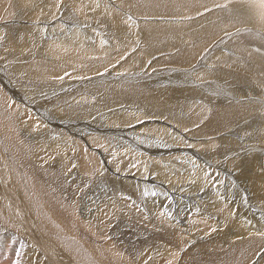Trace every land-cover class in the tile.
<instances>
[{
  "label": "rangeland",
  "instance_id": "1",
  "mask_svg": "<svg viewBox=\"0 0 264 264\" xmlns=\"http://www.w3.org/2000/svg\"><path fill=\"white\" fill-rule=\"evenodd\" d=\"M89 1L107 15L117 16L122 28L120 32L111 31L108 26L104 28L99 24V21L95 23L94 19H99L95 17L99 14L95 11L90 12V18L92 15L93 17L89 24L82 23L73 7L69 9L67 16L63 9L64 0L57 1L56 18L46 21H40L39 18L36 22L20 19L23 8L20 7L19 0H0V93L7 100L6 104L12 113V122L16 133V145H8L0 138V170H6V180L12 177V184L15 185L12 188L16 189L13 196L14 190L11 192L12 188L8 189L11 186L9 181H7L8 184L6 181L3 185L1 184V186L6 185L0 188V190L6 191V198L12 199H6L7 203H4L5 197H2V193L0 195V202H2L0 207L5 209L6 215H8V217L5 216L6 222L0 218L2 228H5V230L0 229V264H27L29 254L36 264H57L53 259L56 257L55 259L59 261V258L62 257H60L61 253L60 255L59 252L56 253L55 247L58 240H63V238L47 230L40 223L39 205L38 202H35V205L34 201L40 200L41 196L38 195V198L35 194L34 197L29 196V192L31 195L34 190L31 181L27 179L30 178L27 176V174L30 175V172L34 181L39 180V184L41 186L43 184L44 188L46 185L52 188H48L47 191L49 200L57 195L55 193L56 184L59 183V185L67 187L73 183L69 176H76L81 170L82 163L86 164L93 173L96 171V166L103 169L107 175L106 180L97 183L91 192L85 194L83 196L84 203L79 206L81 210L89 212L86 218H82L83 221H87V218L92 214L91 204L101 199L102 196L104 199L114 197L118 200H126L124 189L127 186L158 191L154 192L155 195H151L156 198V201L164 197L163 193L154 188L159 184L157 183L155 186V183L148 181L149 176L142 178L135 174H125L116 170L108 153L113 155L124 153L125 158L134 162H140L135 156L143 157L153 160L165 170L171 169L172 165L169 160H175L190 175H203L209 181L213 195L222 206L227 208L229 219L240 227V230H231L230 235L225 234L227 229L223 226L226 224V218L215 205L217 199L211 200L204 193L184 194L187 197L180 202V209L178 211L173 209L164 215L165 221L172 228L166 233V239L160 242L157 249L155 247L156 254L162 258L163 264L173 263L174 259L170 254L176 257L178 262L175 264H213L214 260L221 255L238 250L248 237L264 238V208L262 209L254 203L253 194L245 185L253 188V186L264 184V146H249L253 140L247 137L246 131L239 132V129L243 128V125H246L249 120L232 130L209 138L200 137V139L195 135H192L190 139L180 128L166 121L165 118L142 120L126 128L114 126L125 118L148 117L149 113L146 109L134 105L126 104L116 107L119 98L125 94L145 91L157 99L169 98V95L174 92V97L192 99L190 105H200L208 112L233 109L235 105L248 106L249 113H254L262 119L264 129V99L260 96L262 88L257 83L259 80L264 81V75L254 65H246L239 82L233 83L230 78L222 80L215 77L202 80L205 74H217L220 71L215 63L207 61V56H223L227 59L229 66L234 60L243 63L245 52H253L264 60V30L249 25L253 17L250 7L259 9L260 5H264V0H185L186 8L197 12L194 16L189 17H138L123 7L122 0ZM38 10L39 12H37ZM38 10H36V14L44 13L42 8ZM99 16L101 15L99 14ZM150 25L171 28L174 36L170 38L172 44L169 48H177L179 54L184 45L193 49L202 48L194 65L186 68L170 65L156 67L176 52L159 54L149 52L154 48H159L161 51L163 49L162 45L152 47L140 38L144 36L141 28ZM197 29L202 31L198 35L194 33V30ZM202 40L209 41V45L203 47L193 43V41L200 42ZM234 42L236 46H231ZM58 43L82 51L99 50L107 53L109 57L96 56L92 58V65L104 66V69L99 73L90 74L93 70L91 67L73 70L65 61L59 63L57 58L44 52L46 48H51V45L54 46ZM11 49L12 51L14 49L21 51V54L14 57L21 59L20 61H8L3 52H9ZM141 51L142 53H140ZM137 52L138 56L147 54V61L137 57ZM193 53L196 51L194 50ZM4 57L6 59H3ZM27 58L29 59L27 60ZM152 64L155 65V69H151ZM39 70H44V73L48 74L59 73L60 75L46 79L47 89L43 85L42 88H38L40 90L31 89L30 83L33 81L30 79V75ZM165 82L171 84V89L162 90V85ZM47 84L52 86L51 89H55V91L65 89L58 97L62 100H53L57 102L55 105L60 102L57 105L60 109L79 113L86 120L82 121L81 118V120L78 118L64 121L60 118L56 120L44 118L29 100L33 99L30 92L34 90L35 100L43 98V100H47L48 97L47 101H52L53 93L51 94L52 90H49L50 87ZM29 87L31 91L28 89ZM41 89L43 92H50H45L47 97H44ZM160 89L162 94L158 96L156 91ZM36 91H40V95L43 94L42 98L39 96L40 92ZM34 93H38V95ZM25 94H28V98ZM245 95L250 97H245ZM209 99L214 102V105H211ZM41 102L40 106L47 105V103L42 102V104ZM51 103L54 104V102ZM111 106L114 107L110 108ZM104 124L111 126L105 127L104 130L98 127ZM193 126L198 128L200 125ZM250 127L252 128V124ZM157 131L167 132L177 141L157 136ZM136 139L157 146L162 151L156 152L147 147L143 148L136 143ZM93 140H105L107 148L94 144ZM226 143L249 147L227 157L224 154H219L218 157H224L223 160H220L222 164L208 162L199 155L195 147L200 144L221 145ZM253 156L256 157V161ZM243 159L249 160L253 165L251 174L241 177L239 172L227 168L228 163ZM40 165L42 166L39 167ZM43 171H48L45 173L47 178L42 177ZM243 172L249 173L246 170ZM47 174L54 176L49 177ZM244 176L247 179L243 178ZM51 177L53 180L55 179V185L54 181L49 179ZM61 180L63 181L61 182ZM27 183L33 186V190L27 192V189L31 188ZM86 183L85 187H88L87 180ZM16 195L18 201L14 199ZM181 195L183 194L174 196L170 191L168 197L171 201L178 202L179 198H183ZM26 196L30 198H28L30 203L27 202L29 200ZM22 205L25 206L22 207L23 212L24 210L30 212L28 218L36 223L35 226L43 243L47 240L45 235L49 234L48 239L50 238L51 242L49 240L45 242L53 244L52 252H48L53 255L52 258L47 255L46 249L40 243H35L31 239L34 231H32L31 237H28V232H21V227H24L19 222L21 213L14 208ZM13 210L14 212H12ZM36 213H38V217ZM38 225L42 226L46 234L41 233L43 229ZM54 235L57 241L52 237ZM105 239L104 237L101 240L105 241ZM52 241H55L56 244ZM189 260L191 261L189 262ZM263 263L264 239L262 252H259L249 264Z\"/></svg>",
  "mask_w": 264,
  "mask_h": 264
},
{
  "label": "bare ground",
  "instance_id": "2",
  "mask_svg": "<svg viewBox=\"0 0 264 264\" xmlns=\"http://www.w3.org/2000/svg\"><path fill=\"white\" fill-rule=\"evenodd\" d=\"M57 1L58 0H37L34 2L30 0H19V5L21 8H23V11L21 13L23 17H21L20 15V19L32 22L38 21L39 18L40 21L52 20L57 16ZM121 4L123 5V7H125L138 17H189L194 16L197 13L186 8L185 0H122ZM72 7L76 10L79 18L84 24H89V21H92L93 15L90 18V12L95 11L96 13H99L101 15L99 16L98 14L97 16H95L96 18H99L98 20L94 19V21L96 20L95 23L99 21V24L101 26H103L104 28L105 26H108L109 30L111 31L120 32V30L122 29L117 16L107 15L105 12L94 7L89 0H64L63 9L65 10L67 16L69 9ZM39 8H42L44 10V13L41 15L36 14V10H38ZM250 8L253 12V17L249 25L253 27H259L264 30V5H260V8L257 10L253 6ZM37 12H39V10ZM141 31H143L144 36L140 38L145 41V43H149L152 47H159L160 45H162L163 47V52L159 48H154L149 51L151 54L169 53L173 51L176 52V54L169 57L167 60L156 67L169 65L179 66L181 68L190 67L194 65L197 57L202 51V48L193 49L188 45H184L181 48V52L179 54L177 48H169L172 44L170 38L171 36H174V34L171 28L168 27L150 25L142 27ZM201 32V29L194 30V33L197 35ZM193 43L196 45H201L203 47H207L209 45V41L207 40H202L200 42L193 41ZM231 46H236V43H232ZM50 47L51 48H46L44 52L57 58L59 63L65 61L68 66L72 67L73 70L86 69L91 67L93 68V70L90 74L99 73L104 69V66L102 65H92V58L96 56L104 58L109 57L107 53L101 52L99 50L82 51L78 48L72 49L63 43H58L54 46L51 45ZM194 50L196 51V53H193ZM3 53L7 56L8 61L21 60L14 58L18 54H21V51H17L15 49L14 51H12L11 49V51ZM140 53H142V51ZM137 57L144 60L146 59V61L148 58L147 54L138 56V52ZM3 59H6V57H4ZM28 59L29 58H27V60ZM207 61L215 63L220 68V71L217 74H205L202 80H209L215 77L222 80L230 78L232 79L233 83L235 81L239 82L242 79L244 68L247 67L246 65H254L255 68L259 69L264 75V60L259 58V56L253 52H245L243 63L234 60L231 66H229L227 59L220 55L212 57L207 56ZM151 69H155L154 64H152ZM59 75V73H44V70L33 72L30 75V79L34 84L30 83V87H32L31 89L36 88L35 90H37L39 87L42 88L43 86H45L44 88L47 89L46 79H48V77L55 78ZM257 83L259 87L262 88V93L260 94V96L264 99V81L259 80L257 81ZM47 85L49 86V84ZM20 87L23 88L22 86ZM30 87L28 88L29 90ZM49 87V90H52V86ZM169 89H171V84L169 82L163 83L162 90ZM53 90L51 92V94L53 93L52 96L50 95L52 101L49 102L47 101L48 97L45 95L46 91L43 92L41 89V92L44 93V97L46 96L47 100H43L44 98L39 100L44 104L47 103V105L40 106V101L35 100L33 97L34 90L30 92L32 93V97L31 94L29 96V98L31 97L33 99L28 100L46 119L56 120L57 118H60L66 121L68 119L79 118V120L82 119V121L86 120L84 117H81L79 113H75L68 109H60L59 106H57L60 102L55 105L57 102L53 100H62L58 97L65 91V89H57L56 91L55 89ZM36 92L39 93L40 91ZM41 92L39 93V96H41L42 98L43 94L40 95ZM38 93L34 94L38 95ZM161 94V89L156 91V95L161 96ZM174 94L175 93L172 92L169 95V98L166 97L164 99H157L156 97L151 96L150 93L145 91H134L125 94L123 97L119 98L118 104H116L117 106H114L118 107L126 104L134 105L139 108L146 109L149 115L148 117L135 119L125 118L114 126L126 128L142 120L165 118L166 121L180 128L190 139L192 138V135H195V137H199L200 139V137L209 138L210 136H215L222 132L232 130L244 123L246 120H249L246 125H243V128L239 129V132L243 133L244 131H246L247 137L253 140V143L249 146H264V129L262 127V119L254 113H249L248 106L235 105L233 109H219L217 111L208 112L204 110L200 105H190V101L192 99H186L184 97H174ZM26 97L28 98V94L26 95ZM245 97L250 96L245 95ZM209 101L211 102V105H214L213 101H211L210 99ZM6 102L7 100L0 93V138L3 139L8 145H16V133L12 122V113L8 108ZM51 102H54V104ZM114 106H111L110 108H113ZM250 124H252V128L250 127ZM193 125L200 126L196 128ZM110 126L111 125L104 124L98 127L104 130L105 127ZM86 131L88 132L89 130ZM156 135L162 136L168 140L177 141L167 132L157 131ZM93 141L94 144L101 145L107 148L105 140ZM135 141L143 148L147 147L156 152L162 151L157 146L146 143L143 140L136 139ZM249 146L240 147L233 143H226L221 145H195L199 155L212 164H222L220 160H223L224 157H218L219 154H224L225 157L231 156L236 154L237 152L242 151L243 148H247ZM108 155L110 156V160L116 170L125 174H135L142 178L149 176L150 179H148V181L151 183H155V186L158 183L159 186L154 188H157L160 193H163L164 197L160 200L157 199L158 201H156V198L151 195L154 192L158 191L127 186L124 189L126 200H118L114 197H108L104 199V197L102 196L101 199L91 204L92 214L87 218V221H83L82 218H86L89 215V212L88 210H81L79 206L84 203L83 196L85 194L91 192L97 183L106 180L107 175L103 169H100L99 166H96V171L95 173H93L86 164L82 163L80 172L77 173L74 177L69 176L73 182H71V185L69 184L67 187H63L59 185V183L56 184L57 187L55 189V193L57 195L55 197L53 196L52 199L49 198V200L51 201L48 200L47 195L48 188L51 187H47L48 185H46V188H44L45 186L43 184L41 186L38 179L37 182L33 180L34 177H32L30 172V175L27 174V176H29L30 178L27 179L28 181H31L30 183H32V185L34 186V190L32 188L33 186L31 184L28 185L27 183V185L32 188L31 189L30 187H28L30 189H27V192L29 190H33V193L31 195V192H29V196H33L35 194L37 198L38 195H40L42 198H40V200L36 199L38 201H34V204L35 202H38L39 205L38 209L39 213L41 214L39 216L40 223L44 225L47 230H50L63 238V240L59 239L56 244L55 241H57V238H55V235L52 236L56 239L54 241L55 243L52 241L54 244H56V247L54 246L56 248V253L59 252V255L61 253L62 255H60V257H63H61L63 260L59 258L58 261L57 259H55L56 257L53 260L57 264H163L162 258L158 257L156 254L155 247L157 249L160 242L166 239V233L172 228L165 221V213L171 212L173 209H176L178 211L180 209V202L184 201L187 195L204 193L211 200L217 199L215 195H213V191L209 181L201 174H196L194 176L190 175L187 170L183 166L178 165L175 160H169L172 165L171 169L165 170L153 160L145 159L143 157L135 156V158L137 160H140V162H134L131 159L125 158L124 153H118L117 155L108 153ZM253 159L256 161L255 156H253ZM41 166L42 165H40L39 167ZM227 168L234 172H239L241 177L245 174L249 175L253 172V165L247 159L232 161L227 164ZM243 170L249 171V173H245L243 172ZM5 171V169L0 170V188L5 187L6 185L4 184V186H1V184L3 185L5 181H9L11 183V186H9V184L8 189H10V187L12 188V186L15 185L12 184V177L11 179L9 178L10 180H6L7 172ZM47 172H44V175H42V177H46L45 173ZM47 176L49 175L47 174ZM52 177L49 179H52ZM69 177L68 179H70ZM245 177L246 176H244L243 178ZM245 179H247V177ZM86 180L88 182V187H85V184H87ZM41 181L43 180L41 179ZM53 181L55 185V179ZM62 181L63 180H61V182ZM89 183L91 184L89 185ZM245 185L253 194L254 203L258 207L263 209L264 184L262 186L257 185V187L253 186V188H251V186H248L247 184ZM12 190L14 191L12 192ZM15 190L16 189L14 188L11 189L13 196L14 192H16ZM170 191H172L174 196L180 195V193H182L183 195H181V197L183 198H179L178 202L171 201L170 197H168ZM1 193L2 197H5L4 203H7L6 199L12 200L11 198H6L7 195L4 189L0 190V195ZM17 195L14 197V199L16 200L18 199L16 198L18 197ZM25 195H28V193H25ZM78 195L79 197H77ZM28 198L29 197H27V199ZM27 202L30 203V200ZM215 205L218 206L219 212L222 213L226 218V224L223 227L227 230L224 233L230 235L231 230H240V227L229 219L227 208L222 206L218 199L217 204L215 203ZM22 207L24 208L25 206L22 205L20 207L18 206V208L16 209L14 208V210L21 213L19 214L21 216L19 222H21L24 226L21 227V232H28L27 235L29 237L33 234L32 231H34V235H32V237L30 236L31 239H33V242L35 243H40L46 249L47 255L52 258L53 255H50L48 253L52 252L53 250V244L50 243L51 239H48V233H50V231H48V235H45L47 240H49L50 242H45L47 241L45 240L43 243V240L39 236L38 230L35 226L36 223L28 218V216H30V212L25 210L23 212ZM28 208L30 210V207ZM2 209L3 208L0 207V218H2L4 222H6L7 219L5 216L8 217V215H6L5 209H3L4 212L2 211ZM14 210L12 212H14ZM34 210L36 212V208ZM36 216L38 217V213H36ZM40 227L42 228V226H39V228ZM8 228L10 227L8 226ZM0 229L5 230V228H2L1 224ZM44 231L45 230L43 229L41 233L46 234V232ZM104 237L106 239L105 241H102L101 239ZM263 239L264 238H259L256 236L248 237L245 243L238 250L221 255L214 260L215 263L213 264H249L258 255L259 252H262ZM67 240H69V242H67ZM145 252L147 253L144 255ZM174 254L176 253L174 252ZM28 256L29 262L27 264H36L32 260L31 254H29ZM170 256L174 259L172 264L178 262L176 257H173L172 254H170ZM190 261L191 260H189V262Z\"/></svg>",
  "mask_w": 264,
  "mask_h": 264
},
{
  "label": "snow or ice",
  "instance_id": "3",
  "mask_svg": "<svg viewBox=\"0 0 264 264\" xmlns=\"http://www.w3.org/2000/svg\"><path fill=\"white\" fill-rule=\"evenodd\" d=\"M129 19H131V17H129ZM153 195H155V193H153ZM17 255H19V253H17Z\"/></svg>",
  "mask_w": 264,
  "mask_h": 264
}]
</instances>
